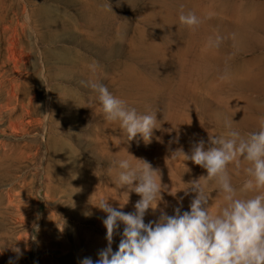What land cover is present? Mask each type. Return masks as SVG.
Listing matches in <instances>:
<instances>
[{
    "label": "rangeland",
    "instance_id": "obj_1",
    "mask_svg": "<svg viewBox=\"0 0 264 264\" xmlns=\"http://www.w3.org/2000/svg\"><path fill=\"white\" fill-rule=\"evenodd\" d=\"M190 11L195 29L179 20ZM263 15L264 0H0V264L99 259L106 213L95 206L135 212L141 199L118 183L128 153L160 170V209L190 211L187 183L207 172L172 152L190 153L226 122L246 134L264 121ZM90 82L156 113L151 142L107 121ZM246 166L230 168L236 187ZM202 182L217 211L218 186Z\"/></svg>",
    "mask_w": 264,
    "mask_h": 264
},
{
    "label": "clouds",
    "instance_id": "obj_2",
    "mask_svg": "<svg viewBox=\"0 0 264 264\" xmlns=\"http://www.w3.org/2000/svg\"><path fill=\"white\" fill-rule=\"evenodd\" d=\"M179 20L190 29L202 23L192 11L181 14ZM89 67L96 71L95 64ZM89 86L98 94L107 121L118 122L130 141L140 136L146 144L151 142L160 123L156 113H138L101 82ZM180 157L207 172L206 177L187 183L190 188L185 193L195 194L190 211L177 207L169 215L160 209L163 189L168 187L162 184L160 170L128 153L117 162L118 183L141 199L135 212L121 211L126 204L120 203L117 209L109 199L95 206L106 213L107 247L99 251L96 261L85 257L80 264H264V121L259 131L246 134L226 122L223 134L209 136L207 143L200 139L190 153L178 148L171 154V158ZM243 165H247L243 171L248 178L236 187L230 168ZM202 181L218 186L224 203L217 211ZM158 209V218L145 222L149 210L155 213ZM121 224L122 238L114 251L113 238ZM13 250L21 255L19 248Z\"/></svg>",
    "mask_w": 264,
    "mask_h": 264
},
{
    "label": "bare ground",
    "instance_id": "obj_3",
    "mask_svg": "<svg viewBox=\"0 0 264 264\" xmlns=\"http://www.w3.org/2000/svg\"><path fill=\"white\" fill-rule=\"evenodd\" d=\"M190 2V1H189ZM192 2V1H191ZM195 2V1H194ZM256 7V6H255ZM258 7V6H257ZM213 8V7H212ZM215 8H217V7H215ZM194 9H195V7H194ZM207 9V8H206ZM255 9H257V8H255ZM255 9H253L252 11H254ZM215 10V9H214ZM200 11V10H199ZM216 11V10H215ZM193 12V11H192ZM213 12V11H212ZM258 12V11H257ZM260 12V11H259ZM253 15V14H252ZM214 16V15H213ZM245 16V15H244ZM254 16V15H253ZM252 16V17H253ZM264 16V15H263ZM210 17V16H209ZM259 17V16H258ZM212 18V17H211ZM248 18H250V16H248ZM248 18H246V19H248ZM210 19V18H209ZM250 20V19H249ZM246 21H248V20H245V22ZM258 22V21H257ZM247 23V22H246ZM254 23V22H253ZM260 23V22H259ZM249 24V23H248ZM252 24V23H251ZM260 25V24H259ZM244 26V25H243ZM246 26H248V25H246ZM257 26V25H256ZM252 27V26H251ZM255 27V26H254ZM246 28V27H245ZM178 29V28H177ZM187 29V28H186ZM238 30V29H237ZM237 32V31H236ZM240 32V31H239ZM244 32H245V30H244ZM215 33H217V32H215ZM244 34V33H243ZM188 41V40H187ZM195 44V43H194ZM153 48V47H152ZM166 51V50H165ZM211 52V51H210ZM255 58V57H254ZM264 58V56L262 57V59ZM205 59V58H204ZM256 59V58H255ZM196 60V59H195ZM252 63V62H251ZM197 65V64H196ZM257 66V65H256ZM196 68V67H195ZM263 68V67H262ZM197 69V68H196ZM258 72V71H257ZM195 73V72H194ZM205 75V74H204ZM247 76V75H246ZM262 79V78H261ZM216 81V80H215ZM209 85V84H208ZM196 91V90H195ZM218 91V90H217ZM218 110V109H217ZM194 122V121H193Z\"/></svg>",
    "mask_w": 264,
    "mask_h": 264
}]
</instances>
